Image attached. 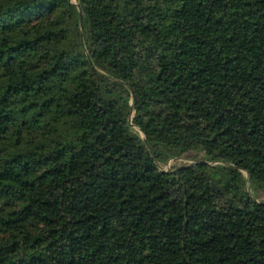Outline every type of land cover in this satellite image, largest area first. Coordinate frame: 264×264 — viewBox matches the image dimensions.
<instances>
[{"label":"trees","instance_id":"16d2710c","mask_svg":"<svg viewBox=\"0 0 264 264\" xmlns=\"http://www.w3.org/2000/svg\"><path fill=\"white\" fill-rule=\"evenodd\" d=\"M261 194L264 0H0V264H264Z\"/></svg>","mask_w":264,"mask_h":264},{"label":"rangeland","instance_id":"374dc122","mask_svg":"<svg viewBox=\"0 0 264 264\" xmlns=\"http://www.w3.org/2000/svg\"><path fill=\"white\" fill-rule=\"evenodd\" d=\"M193 154L194 153L187 154V155L185 154L178 158H169L168 160L163 161V163H160L159 165L160 167L167 169L169 167L177 166L179 164L189 163L194 159ZM260 197L264 198V194H261Z\"/></svg>","mask_w":264,"mask_h":264},{"label":"water","instance_id":"95a60500","mask_svg":"<svg viewBox=\"0 0 264 264\" xmlns=\"http://www.w3.org/2000/svg\"><path fill=\"white\" fill-rule=\"evenodd\" d=\"M79 11H80V15H81L82 11H81L80 5H79ZM81 37H82V33H81Z\"/></svg>","mask_w":264,"mask_h":264}]
</instances>
